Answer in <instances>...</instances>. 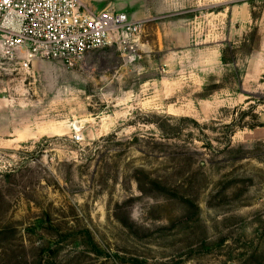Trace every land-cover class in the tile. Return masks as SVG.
Masks as SVG:
<instances>
[{
    "label": "rangeland",
    "instance_id": "1",
    "mask_svg": "<svg viewBox=\"0 0 264 264\" xmlns=\"http://www.w3.org/2000/svg\"><path fill=\"white\" fill-rule=\"evenodd\" d=\"M79 1L139 56L0 65V264H264V0Z\"/></svg>",
    "mask_w": 264,
    "mask_h": 264
},
{
    "label": "built area",
    "instance_id": "2",
    "mask_svg": "<svg viewBox=\"0 0 264 264\" xmlns=\"http://www.w3.org/2000/svg\"><path fill=\"white\" fill-rule=\"evenodd\" d=\"M143 30L142 20L124 12L89 13L79 0H0V65L30 69L58 61L74 68L104 48L132 65ZM83 139L75 130L72 140Z\"/></svg>",
    "mask_w": 264,
    "mask_h": 264
},
{
    "label": "crops",
    "instance_id": "3",
    "mask_svg": "<svg viewBox=\"0 0 264 264\" xmlns=\"http://www.w3.org/2000/svg\"><path fill=\"white\" fill-rule=\"evenodd\" d=\"M6 100V99H5ZM24 141V140H23Z\"/></svg>",
    "mask_w": 264,
    "mask_h": 264
}]
</instances>
